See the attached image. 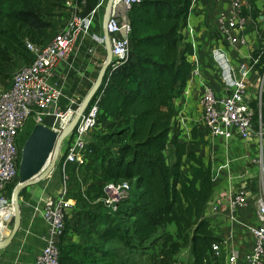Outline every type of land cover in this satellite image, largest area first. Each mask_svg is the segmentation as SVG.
Here are the masks:
<instances>
[{"label":"trees","instance_id":"trees-1","mask_svg":"<svg viewBox=\"0 0 264 264\" xmlns=\"http://www.w3.org/2000/svg\"><path fill=\"white\" fill-rule=\"evenodd\" d=\"M101 1L0 0L1 89L10 83L13 54L25 57L27 43L44 46L50 41L55 33L51 18L68 4L85 17ZM191 2L138 0L128 11L130 54L108 66L96 92L98 123L114 128L107 138L112 149L95 154L92 163L102 184L126 181L130 190L114 212L102 204L93 215V232L82 244L65 239L71 216L66 217L58 264H177L185 248L192 264H217L222 258L213 251L222 239L206 218L214 195L213 169L196 154L202 139L179 141L175 116L174 101L195 69L188 60L194 53L191 43L180 45ZM245 2L250 24L244 34L255 33L257 44L249 66L263 82L250 106L264 132V28L257 23L259 16L264 20V0L261 10L255 0ZM257 184L256 178L249 182L254 193Z\"/></svg>","mask_w":264,"mask_h":264},{"label":"built area","instance_id":"built-area-1","mask_svg":"<svg viewBox=\"0 0 264 264\" xmlns=\"http://www.w3.org/2000/svg\"><path fill=\"white\" fill-rule=\"evenodd\" d=\"M138 0H113L111 3H100L87 16L72 11L62 28L55 31L50 41L39 48L28 44L31 61L19 67L10 79L6 88H0V222L10 214L11 197L8 186L17 178L20 157L19 133L26 120L35 116H52L53 129L60 141V152L56 163H62V181L57 195H50L39 209V214L46 226L43 246L35 258V264H58L60 240L65 232V219L73 208V201L67 197L65 173L68 165H79L89 159L91 134L99 126V98L94 97L80 113L82 104L74 97H68L64 83L55 79L59 65L63 60L84 56L91 60L99 51H105L103 26L108 35L111 49L112 65L128 58L131 49L130 25L127 13ZM228 10L216 14L210 12L207 25L217 31L228 44L245 43L244 32L248 26L247 18L241 13L239 0H226ZM121 3L124 13H116V5ZM102 11V14H100ZM220 90L207 87L200 99L201 118L213 138H219L226 145L235 141L241 143L245 152L237 158L225 159L213 170V177L221 172L226 173L229 188L213 206V211L227 210L230 223L241 224L245 230L249 246L243 254L230 250L224 254L222 245H213L216 257H222L225 264H264V132L259 120L250 106L246 83L238 79L224 51H212ZM85 74L84 68L79 71L77 81ZM263 82L261 80V90ZM67 103L59 106L61 99ZM79 114L72 129L62 136ZM259 125L255 130V124ZM90 152V150H89ZM247 163L258 169L259 186L254 193L249 188L251 179L236 187L238 174L234 166ZM248 166L245 171L249 174ZM241 176V175H240ZM236 187V188H235ZM130 185L126 181L103 183L102 204L114 212L121 199L127 196ZM50 197V198H49ZM254 209L255 219L252 222L239 223V216L248 209Z\"/></svg>","mask_w":264,"mask_h":264},{"label":"crops","instance_id":"crops-1","mask_svg":"<svg viewBox=\"0 0 264 264\" xmlns=\"http://www.w3.org/2000/svg\"><path fill=\"white\" fill-rule=\"evenodd\" d=\"M107 1L108 0H102L101 3L103 4ZM255 3L261 10L263 5L262 0H255ZM239 4L241 13L245 15V18L248 19L247 24L249 25L250 20L248 17H246L248 7L245 0H239ZM227 10L228 6L226 0H192L191 13L187 19V24L184 29V36H189V39H186L193 47L194 53L192 56L188 57V60L194 63L195 69L188 76L182 94L174 101L176 108L175 116L179 122L180 128L179 141L182 143H189L193 138L195 141L202 139V144L196 150V154L204 163H210L213 170L225 159L237 158L245 152V149L239 142L235 141L232 144L226 145L219 138H213L202 121L201 110L199 108L198 102L203 91L207 87H210L216 91L220 90L221 88L217 75V68L213 62L211 52L215 50L221 51L222 49L226 53L236 77L238 79H243L251 86V91H248V96L253 95V97H255L256 93H254L255 91L252 88L255 85L258 86V84L261 82L259 75L255 73L253 74L246 64L239 67L236 66L238 62H240L241 56H245L246 59H248V53L241 49V47L238 46L236 49H232L223 46L218 40L215 42L211 41V39H214L210 36L212 29L209 25H207L206 16L210 12L216 14L219 11L226 12ZM116 13L119 16L124 13V7L121 3L116 5ZM100 14H102V11H100ZM248 38L253 40L251 49L255 48V33L246 34L245 39L247 40ZM102 52L103 50H99L91 60L85 59L84 56L81 55L76 58L75 62L71 61V59L63 60L58 67L55 79L60 81V83H64L65 94L68 97H74L77 99L76 101L79 104H82L89 95L98 77V74L106 61V55L105 57H102ZM103 58L105 59L102 60ZM83 68L85 70V74L82 75L81 79L79 78V81H77L76 77L79 75V71ZM259 93H257V96ZM66 103V99L63 98L59 102V106L64 107ZM50 118H52V116ZM241 165L245 167L244 163ZM241 165L234 166L233 171L238 175L240 174L241 176H246L248 173ZM53 176H55V174L51 175L46 182L40 183L41 188L38 190L32 191L29 189L30 192L32 191V198L30 201L19 203L22 211L21 225L19 230H22L24 226L22 224L23 219L35 221L36 215L39 214L35 211V209L41 206L42 201L46 198V194H49V192L56 193L59 186L55 189H52V187L56 186V182L53 181ZM213 183L214 195L208 204L206 218L211 223L216 235L223 240L224 254L230 250H235L239 254H243L249 246V239L242 225L230 223L227 217V210L225 208L220 209L218 212L213 211V206H215V203L218 201L221 195L226 194V191L229 188V182L227 180L226 173L221 172L219 175L213 177ZM7 192L9 193L8 188ZM254 219L255 212L254 209L251 208L241 213L238 218L239 223L242 224L245 222H252ZM3 225L5 229H11V219H6L3 222ZM29 230L33 236V239L31 240L33 246L30 251L25 253V255L22 257V264H35L36 255L44 244L43 236L46 234V226L44 222L43 227L34 225L29 228ZM5 238L6 236L4 239ZM13 238H15V235ZM66 238L69 242L77 244L83 243V240H80L77 234L72 233L71 231L66 234ZM4 239L0 241H3ZM12 240L10 244L13 243ZM22 244L25 243L22 242Z\"/></svg>","mask_w":264,"mask_h":264},{"label":"rangeland","instance_id":"rangeland-1","mask_svg":"<svg viewBox=\"0 0 264 264\" xmlns=\"http://www.w3.org/2000/svg\"><path fill=\"white\" fill-rule=\"evenodd\" d=\"M71 11H72L71 6H66L64 11H62L61 13L57 14L55 17L50 19L55 27V31L62 28L64 23L69 18ZM257 23L259 27L264 28V20L261 19L260 16L257 19ZM184 29L182 30L183 40L180 45H182V43L189 42L187 40L189 39L188 38L189 36L188 37L184 36ZM215 33H218V32L216 31L210 32V36L213 37L214 39V40L211 39L212 42L213 41L215 42L217 40ZM218 35L220 34L218 33ZM252 41L253 40L251 38H248L244 44L237 42L233 46H230L228 44L227 39L222 38L221 44L227 48H232V49H236L238 46L241 47V49H243L245 52L248 53V59H246L245 56H241L240 62H238L236 66L239 67V66H243L246 64L248 68H250L249 66L250 53L257 47V44H256L255 48L251 49ZM28 44L32 45L34 49L41 47V45H37L33 43H27V45ZM221 51L223 50L221 49ZM102 53H103L102 57H105L106 55L105 51H103ZM211 56L213 59L212 52H211ZM31 58H32V53H29L25 57H20L18 55L13 54L14 62H13V68L9 72L10 79L12 77V74L23 64H28L31 61ZM104 59L105 58H103L102 60ZM213 62H214V59H213ZM245 83H246V88H247V93H248L249 90L251 91V86L247 82ZM260 88H261V82L260 84H258V86L255 85L252 88L255 91L254 93H256L255 94L256 98H257V93L260 92ZM249 97L251 101L255 99L253 95L252 96L249 95ZM37 117H35L34 115L29 117L24 123L19 133L20 157H21L22 147L36 124L38 123L45 124L46 126L48 125L53 128V123L52 122L48 123L47 119L44 116H40V118H37ZM113 130L114 128L112 124H104V125L99 124V126H97V128L93 131V134H92V139L89 144L90 149H88L89 159L87 160V162L79 164V165H71L68 167V169L66 168V171H65L67 175V180H66V186H67V191H68L67 197L73 201V208L69 212V215L71 217L69 218L68 220L69 222L67 223L68 229H67L66 234L71 231L72 233L77 234L80 240H84V238L89 232L91 231L93 232V227L96 223L93 215H95V212L97 210L99 209L101 210V207H102L103 184L100 179V171L95 168L96 164L92 163V159L95 158L94 157L95 154H97L104 148L110 147V145L107 144L109 143L110 138L109 139L107 138L110 132ZM20 157H19V162H20ZM236 166H239V165H236ZM245 166L247 167L248 164L245 163ZM18 167H19V164H18ZM62 168H63L62 163L59 165H57L56 163L54 170L50 174V176L55 174V176H53L54 177L53 181L56 182V186L52 187V189H55L56 187L60 186V183L62 181L61 179L62 178L61 177ZM73 169H75L74 172H73ZM248 170H249V174H247L246 176H240L239 174L238 177L235 179L234 182L236 183L235 184L236 187H240L244 181H247L248 179H254V178L257 179V183L259 186L260 181L258 179L259 178L258 169H256V167L248 166ZM49 177H46L45 179L35 182L31 186L22 189L18 194L19 203L30 201L32 198V191H36L39 188H41L40 183L46 182L49 179ZM17 184H18V175H17V178L8 187L9 197L12 196V192L15 189ZM29 189H31L32 191L30 192ZM59 191H60V187L57 189L56 193ZM49 195L50 197H52V194H48V196ZM22 224L24 226L22 230H18L17 233L15 234V238H13L12 240L13 243L11 244L9 243L7 246L0 249V264H22V261H21L22 257L25 255V253L30 251V249L33 246L31 242V240L33 239V236L29 228H31L34 225L43 227V222L40 218V214L36 215L35 221H29L28 219H23ZM65 239H66V236H65ZM22 242H24L25 244H22ZM177 264H192V258L190 256L188 248L182 249L181 252L177 255ZM217 264H225L224 259L220 258V261Z\"/></svg>","mask_w":264,"mask_h":264},{"label":"water","instance_id":"water-1","mask_svg":"<svg viewBox=\"0 0 264 264\" xmlns=\"http://www.w3.org/2000/svg\"><path fill=\"white\" fill-rule=\"evenodd\" d=\"M113 0H108V3H111ZM263 19L262 17H260ZM103 35L105 39V53H106V61L100 70L98 77L89 93L87 98L82 103L80 113L87 107L89 102L96 96V92L99 89L103 77L106 73V70L110 64H113L112 56H111V49L108 41V35L105 30V26H103ZM79 114L75 117L73 123L67 128L66 132L62 135H66L69 132L75 122L78 120ZM60 141H57V133L47 128L40 123L36 124L26 139L22 150H21V157L18 167V184L16 185L15 189L12 192V209L14 213V224L10 232L6 235V238L3 241H0V249L5 247L7 244L11 242L14 235L20 228L21 218H22V211L21 206L18 200L19 192L34 184L35 182L41 181L45 179L53 168H55L56 160L58 154L60 152ZM51 161V163L47 166L45 171L41 174L40 171L45 166L47 162ZM37 179L34 180V178ZM1 225V222H0Z\"/></svg>","mask_w":264,"mask_h":264},{"label":"bare ground","instance_id":"bare-ground-1","mask_svg":"<svg viewBox=\"0 0 264 264\" xmlns=\"http://www.w3.org/2000/svg\"><path fill=\"white\" fill-rule=\"evenodd\" d=\"M50 117H51V116H47V117H46L48 123L53 122L52 118H50ZM41 125L46 126L45 124H41ZM46 127L49 128V127H51V126H48V125H47ZM49 129L54 130L52 127L49 128ZM50 163H51V161L47 162V163L45 164V166H43V168L41 169V171H40L39 174H41L43 171H45V169L47 168V166H48ZM53 170H54V168L52 169V171H53ZM52 171L50 172V174L52 173ZM50 174H49V175H50ZM49 175H48L47 177H49ZM35 179H37V177H35L34 180H35ZM59 187H60V186H59ZM58 193H59V192H57V193L49 192V194H52V195H57ZM47 198H48V194H46V198L42 201L41 206L44 204V202L46 201ZM41 206H40V207H41ZM35 211L39 213V207H37V208L35 209ZM6 219H11V225H10V226L13 227V224H14V213H13L12 210L10 211V214L4 219V221H5ZM11 229H12V228H11ZM11 229H5V227H4L3 223H2V224L0 225V240L4 239V237L10 232Z\"/></svg>","mask_w":264,"mask_h":264}]
</instances>
